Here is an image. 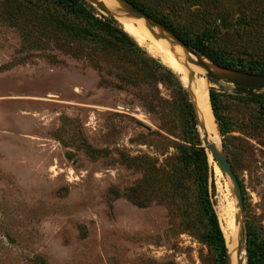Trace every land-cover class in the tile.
<instances>
[{
  "label": "rangeland",
  "instance_id": "obj_1",
  "mask_svg": "<svg viewBox=\"0 0 264 264\" xmlns=\"http://www.w3.org/2000/svg\"><path fill=\"white\" fill-rule=\"evenodd\" d=\"M134 1L190 38L215 35L239 65L264 64V0ZM137 44L132 55L66 41L0 0V264H215L200 238L196 184L170 185L178 151L198 147L183 116L192 93L168 53ZM211 81L207 95L215 91L230 131L223 142L214 120L213 144L241 204L197 128L208 196L228 260L247 264V231L264 243V121L233 86Z\"/></svg>",
  "mask_w": 264,
  "mask_h": 264
},
{
  "label": "trees",
  "instance_id": "obj_2",
  "mask_svg": "<svg viewBox=\"0 0 264 264\" xmlns=\"http://www.w3.org/2000/svg\"><path fill=\"white\" fill-rule=\"evenodd\" d=\"M18 3L27 12L33 14L39 21L42 28H47L64 40L72 42H90L110 48L123 49L126 52L136 55L141 49L136 41L130 37L117 22L109 15L96 16L93 5L85 0H8ZM139 9L143 10L151 18L166 27L171 33L179 38L184 44L192 48L201 57L212 64L229 69L240 70L252 74L264 75V64L253 60L251 67H244L239 57H234L221 49L216 42V36L208 32L188 37L164 18L157 17L138 5L134 0H127ZM244 19V18H243ZM239 20L242 22L243 20ZM245 20V21H244ZM243 21L252 25L258 19L246 18ZM172 75L171 73H168ZM173 76V75H172ZM212 82V81H211ZM214 83V81H213ZM238 101L246 104H253L258 118L264 121V95L263 91L235 88ZM210 107L215 123L223 142L230 131L226 127L220 115V106L213 89L208 93ZM184 122L192 139L198 143L191 148L182 147L176 156L177 169L171 174L170 185L178 193L185 188L183 180L189 178L192 184L197 187V200L200 218L204 222V231L201 234V241L211 253L215 264H227L228 256L224 238L219 227L218 219L213 208V202L208 196L207 190V155L204 148L199 147V135L197 131L196 114L188 95H184L183 102ZM194 142V143H195ZM247 264H264V243L261 242L253 231H247L245 236Z\"/></svg>",
  "mask_w": 264,
  "mask_h": 264
},
{
  "label": "water",
  "instance_id": "obj_3",
  "mask_svg": "<svg viewBox=\"0 0 264 264\" xmlns=\"http://www.w3.org/2000/svg\"><path fill=\"white\" fill-rule=\"evenodd\" d=\"M85 1L91 5L98 6L102 9L105 8V6L97 0H85ZM115 1L118 2L123 7L125 18L131 17L137 20H141L147 30L151 31V30L156 29L157 31L160 32V34L158 35L153 34L156 40H163V41L168 42V44L172 47H179L183 55H185V59H184V62L182 63L180 61V58L176 56V60L182 66L188 68L189 64H191L193 66L202 68L205 71V78L207 79V81L212 80L214 82H224L226 84L233 86L234 88L248 89V90H253V91H264V75L252 74V73L243 72L240 70L216 66L212 64L211 62H209L207 59L197 54L192 48L184 44L179 38H177L173 33H171V31H169L166 27H164L162 24L157 22L155 19L151 18L143 10L139 9L138 7L131 4L127 0H115ZM106 13L109 16H111L108 10ZM187 56H191L193 59H189V57ZM207 63L212 65L216 69V71H211ZM189 78L191 79L193 78L191 74H189ZM189 100L192 103L193 108L195 110V106H194L191 94H190ZM195 114H196V111H195ZM196 121H197L196 127L201 132L206 134L205 125L198 120L197 114H196ZM202 140H203L204 146L209 151L212 160L215 162L219 170L222 173H224L232 181L235 187V190H236L237 200L241 204L240 186H239L237 178L232 170V167L228 159L221 152V150H220V153L217 152L215 146L208 142L207 136L205 137L203 136ZM227 256H228V253H227ZM227 264H229V260H227Z\"/></svg>",
  "mask_w": 264,
  "mask_h": 264
},
{
  "label": "bare ground",
  "instance_id": "obj_4",
  "mask_svg": "<svg viewBox=\"0 0 264 264\" xmlns=\"http://www.w3.org/2000/svg\"><path fill=\"white\" fill-rule=\"evenodd\" d=\"M97 1H99L105 6V8L110 12V14L117 21H119L120 28L123 29L124 32H126L136 42H138L139 44H147L148 42L150 44V45L148 44L149 45L148 48L152 49V51L156 54H160L157 51L158 49H163L166 53H168L170 64L172 66L174 64V66L177 69L185 72L182 73L179 71L180 77L182 79L183 84L186 85L192 93L191 95L195 106V111L198 116V120L205 125L206 134L203 132L202 133L207 136L209 143L211 144L216 143V139H218L217 131L214 124V119L209 106V100L207 95V90L210 84L206 79L203 78L191 79L187 74L191 69L194 72L205 77V71L202 68L193 66L191 64H189L188 67L189 70L184 68L176 60V56H179L181 58L183 55L179 47H172L166 41L156 40L154 38V35H158L160 34V32L157 31L156 29L151 31L147 30L141 20H137L131 17L125 18L123 7L115 0H97ZM187 57H189V59H193L191 56H187ZM207 65L209 66V69L211 71H216V69L212 65L208 63ZM213 145L215 146L216 149L218 148V146H216L215 144ZM229 264H234L232 259L229 261Z\"/></svg>",
  "mask_w": 264,
  "mask_h": 264
}]
</instances>
